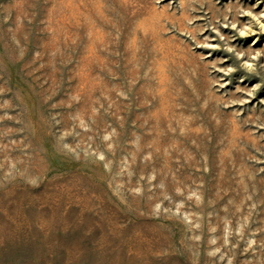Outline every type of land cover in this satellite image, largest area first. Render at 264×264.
I'll use <instances>...</instances> for the list:
<instances>
[{"label": "rangeland", "instance_id": "374dc122", "mask_svg": "<svg viewBox=\"0 0 264 264\" xmlns=\"http://www.w3.org/2000/svg\"><path fill=\"white\" fill-rule=\"evenodd\" d=\"M262 14L0 0V264H264Z\"/></svg>", "mask_w": 264, "mask_h": 264}, {"label": "clouds", "instance_id": "9594fccd", "mask_svg": "<svg viewBox=\"0 0 264 264\" xmlns=\"http://www.w3.org/2000/svg\"><path fill=\"white\" fill-rule=\"evenodd\" d=\"M244 14H246V15H249V16H252V19L253 20H255V22L257 23V24H260V17H258V16H256V15H253V13L252 12H246V13H244ZM262 15H264V14H262ZM250 27V26H249ZM261 27L262 28H264V25H261Z\"/></svg>", "mask_w": 264, "mask_h": 264}]
</instances>
